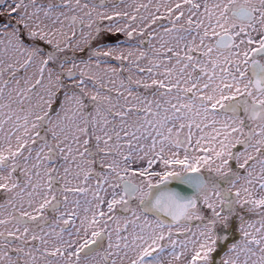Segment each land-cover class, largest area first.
<instances>
[{
    "label": "snow or ice",
    "instance_id": "obj_1",
    "mask_svg": "<svg viewBox=\"0 0 264 264\" xmlns=\"http://www.w3.org/2000/svg\"><path fill=\"white\" fill-rule=\"evenodd\" d=\"M0 264H264V0H0Z\"/></svg>",
    "mask_w": 264,
    "mask_h": 264
}]
</instances>
